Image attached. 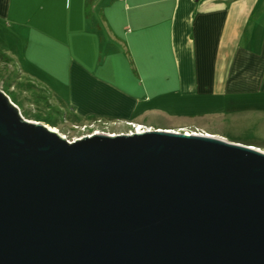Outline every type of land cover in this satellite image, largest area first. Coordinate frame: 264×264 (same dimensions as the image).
<instances>
[{
	"label": "water",
	"instance_id": "water-1",
	"mask_svg": "<svg viewBox=\"0 0 264 264\" xmlns=\"http://www.w3.org/2000/svg\"><path fill=\"white\" fill-rule=\"evenodd\" d=\"M46 125L0 90V264H264L263 152Z\"/></svg>",
	"mask_w": 264,
	"mask_h": 264
},
{
	"label": "crops",
	"instance_id": "crops-1",
	"mask_svg": "<svg viewBox=\"0 0 264 264\" xmlns=\"http://www.w3.org/2000/svg\"><path fill=\"white\" fill-rule=\"evenodd\" d=\"M0 53L38 59L74 118L138 124L171 81L264 92V0H0Z\"/></svg>",
	"mask_w": 264,
	"mask_h": 264
},
{
	"label": "rangeland",
	"instance_id": "rangeland-1",
	"mask_svg": "<svg viewBox=\"0 0 264 264\" xmlns=\"http://www.w3.org/2000/svg\"><path fill=\"white\" fill-rule=\"evenodd\" d=\"M3 44L16 46L12 40ZM38 64V59L29 56L18 62L15 59L0 61V90L3 92L4 85L8 84V90L15 94L21 106L13 105L24 119L23 113H38L56 120L53 128L69 142L90 135L94 130L109 134L128 131L125 123L74 118L67 105L62 106L63 102L49 93L50 88ZM140 83L141 88L144 87ZM175 86V81H171L166 86L169 91H165L163 97L155 100L148 97L150 100L146 103L151 108L135 118L136 122L149 130L169 129L184 134L207 132L229 142L253 144L264 151V92L243 89L228 91L222 96L202 93L189 97L176 92Z\"/></svg>",
	"mask_w": 264,
	"mask_h": 264
},
{
	"label": "trees",
	"instance_id": "trees-1",
	"mask_svg": "<svg viewBox=\"0 0 264 264\" xmlns=\"http://www.w3.org/2000/svg\"><path fill=\"white\" fill-rule=\"evenodd\" d=\"M9 61V59L4 55L0 53V61ZM30 86V85H29ZM3 92L10 98V100L12 101V103L16 104L17 106H21L17 99L15 94H13L12 92H10L8 90V84L6 83L3 87ZM47 109H50V107L48 106ZM26 119L29 120H33V121H37V122H43L45 124L50 125L51 127H55L56 126V120H52L49 117H43L40 114H33V115H28L29 113H23Z\"/></svg>",
	"mask_w": 264,
	"mask_h": 264
},
{
	"label": "built area",
	"instance_id": "built-area-1",
	"mask_svg": "<svg viewBox=\"0 0 264 264\" xmlns=\"http://www.w3.org/2000/svg\"><path fill=\"white\" fill-rule=\"evenodd\" d=\"M97 122H98V123H101L102 121L98 120ZM104 125H105V124H104ZM125 125L129 127L128 131H127L126 133H120V134L132 135V134H134V133H143V132L149 130V129H144V128H142V129H137L138 126H137L136 124H134V123H130V122L125 123ZM95 133L107 134V135H109V136H111V137H112V136H115V135H120V134H116V133L109 134V133L98 132V131L94 130V131L92 132V134H95ZM92 134H90V135H92ZM190 134H202V133H190ZM90 135H86V136H90ZM68 142H69V141H68ZM69 143H70V142H69Z\"/></svg>",
	"mask_w": 264,
	"mask_h": 264
},
{
	"label": "bare ground",
	"instance_id": "bare-ground-1",
	"mask_svg": "<svg viewBox=\"0 0 264 264\" xmlns=\"http://www.w3.org/2000/svg\"><path fill=\"white\" fill-rule=\"evenodd\" d=\"M136 125L138 126L137 129H142V128H143V126L140 125V124H136ZM46 126L49 127V129H50L51 131L57 133V130H56L55 128L50 127V126H48V125H46ZM151 130H155V129H150V130H148V131H151ZM162 130H165V131H167V132H169V133H172V132H173V133H178V132L175 131V130H169V129H162ZM185 134H186V135H189V133H185ZM194 135H202V136H205V137H213V134H210V133H207V132H203V134H194ZM247 146L249 147L248 149H250V150L261 151V152L264 153L263 150H261L259 147L255 146V145H253V144H251V145H247Z\"/></svg>",
	"mask_w": 264,
	"mask_h": 264
},
{
	"label": "flooded vegetation",
	"instance_id": "flooded-vegetation-1",
	"mask_svg": "<svg viewBox=\"0 0 264 264\" xmlns=\"http://www.w3.org/2000/svg\"><path fill=\"white\" fill-rule=\"evenodd\" d=\"M92 122L95 121V120H91Z\"/></svg>",
	"mask_w": 264,
	"mask_h": 264
}]
</instances>
